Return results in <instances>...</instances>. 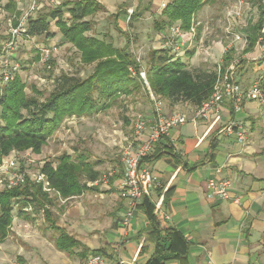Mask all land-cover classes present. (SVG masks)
Listing matches in <instances>:
<instances>
[{"label": "crops", "instance_id": "obj_1", "mask_svg": "<svg viewBox=\"0 0 264 264\" xmlns=\"http://www.w3.org/2000/svg\"><path fill=\"white\" fill-rule=\"evenodd\" d=\"M96 1L103 7L101 13L117 15L120 28H123L122 18L128 21V10L143 9V14L132 18L130 23L135 26L139 24L134 22L136 19H151L146 46L148 50L160 47L161 38L168 30L155 32L152 23L169 0H135L134 4L129 0ZM216 1L220 0L209 1L202 7L195 15L196 23L204 20L202 15L207 14ZM59 2L62 0H56L55 4ZM198 26L197 46L187 49L194 53L182 59L191 67L210 69L198 62L201 49H210L213 54L203 61L214 59L216 52L221 54L229 44L230 36L222 28L217 42L210 44L206 37L202 45L199 35L202 24ZM262 46L257 44L245 54H252ZM260 49L261 54L251 59L247 57L246 63L236 66L235 78L243 88L257 78L264 84V50ZM258 58L260 61L250 62ZM194 109L181 103L164 105L162 110L165 114L191 115ZM215 115L212 111L197 124L188 121L172 128L156 143L165 154L156 161H145L158 183L150 198L154 204L152 223L159 229L175 228L189 243L185 256L168 259L164 264H264V105L245 101L234 109L231 102L226 101L220 107L219 121L214 122ZM230 119L245 133V141H240L236 134L222 132ZM145 137L146 133L135 140L136 143ZM165 147H172L173 153L167 152ZM123 173L121 163L113 169L107 182L100 179L101 183L87 184L91 188L78 196L56 200L48 207L50 216L47 218L42 210L32 214V221L14 215L9 232L0 243V264H82L94 249L103 251L105 264H145L154 252V245L148 239L151 222L145 211L137 208L130 219L128 234L122 236L121 233L125 204L119 197V187ZM211 178L230 180L228 199L209 196L207 181ZM168 190L167 204L163 205ZM235 198L239 201L234 202ZM53 223L80 242L74 254L55 246L57 233ZM83 248L88 252L84 254Z\"/></svg>", "mask_w": 264, "mask_h": 264}, {"label": "trees", "instance_id": "obj_2", "mask_svg": "<svg viewBox=\"0 0 264 264\" xmlns=\"http://www.w3.org/2000/svg\"><path fill=\"white\" fill-rule=\"evenodd\" d=\"M209 1L212 0H169L160 15L154 17L153 30L160 32L178 25L183 32L194 27L198 33L195 15ZM259 2L258 20L242 31L246 50L264 40V0ZM102 10L96 0H65L52 5L45 13L28 17L25 35L43 36L49 40L56 36L51 29L55 26L62 43L71 45L82 64L93 67L85 78L61 73L54 78L52 89L44 97H40L43 94L34 88H31L34 94H28L26 84L18 73L7 82L0 80V165L3 158L13 152L29 150L40 154L64 119L104 111L120 96L146 88L139 74L142 70L150 90L169 106L185 103L196 108L211 96L217 79L216 69L191 67L169 48L150 49L142 64L129 51L128 44L118 47L105 36L100 38L89 34L92 24L87 18ZM142 10L135 8L129 20L141 16ZM114 18H117L116 14ZM193 53V50L186 51L185 55ZM230 53L228 50L222 57V70L230 64ZM164 149L173 153L172 147ZM164 154L163 148L155 144L144 161H156ZM98 164L82 153L74 156L63 153L40 166L41 173L54 190L52 194L43 191L41 184L28 177L16 186L1 189L0 243L6 238L14 215L32 221V214L42 210L47 218L50 216L48 207L56 200L75 197L90 189L88 182H95L101 177V172L95 168ZM169 191L164 195L163 205L167 204ZM137 208L143 209L151 222L148 239L154 245V252L145 264H164L168 259L186 255L189 243L178 230L173 227L159 229L152 223L154 204L150 199L145 198ZM52 227L57 233L55 246L74 254V249L81 246L80 242L54 223ZM83 252L85 254L88 250L83 248ZM102 252L101 249H94L89 256L102 255Z\"/></svg>", "mask_w": 264, "mask_h": 264}, {"label": "rangeland", "instance_id": "obj_3", "mask_svg": "<svg viewBox=\"0 0 264 264\" xmlns=\"http://www.w3.org/2000/svg\"><path fill=\"white\" fill-rule=\"evenodd\" d=\"M242 1V15L232 22L234 31L240 36V39L235 42H244L245 39L242 31L248 25L255 23L260 15L259 0ZM234 2L236 0L216 1L212 5L211 10L208 8V13L202 15L204 20L198 21V23L202 24L200 29L201 34H199L202 41L206 37H208L207 40H210V44L219 40L222 28L223 31L226 28L224 18L226 7L232 5ZM129 3L134 4L135 0H129ZM29 4L30 0H0V44L4 41L9 27L16 25L21 16L28 12ZM38 6V9L28 12V16L45 13L52 5L50 4V0H39ZM87 19L91 20L92 24V30L89 34L100 38H104L105 36L106 40L112 41L118 47L128 44L129 51L142 64L144 63L149 51L146 44L149 42L147 36L149 30H151V19L144 17L141 20L136 19L134 22H139V24L137 23L133 26V23H130L129 19L126 21L124 17L122 18L123 23H121L123 28L119 27L117 18H114V15L108 16L101 13V11ZM51 29L56 32L55 37L49 40H46L43 36L35 37L34 40L26 39L18 46L13 57V60L19 62L21 65L18 75L26 84V92L30 95L34 94L31 89L34 88L36 92L43 94L40 97L46 96L54 85V78L61 73L85 78L92 71L93 65L82 64L79 61L78 54L71 45L62 43L58 29L55 26H52ZM197 35L198 33L195 28V33L191 40L192 43L185 48L192 49L197 46L199 40ZM228 41H231V37ZM243 42H239L237 45L232 44L230 48H227L221 54L216 52L214 59H208V61L203 60L210 58L213 55L212 52L210 49L204 51L201 49L202 55L198 56V62L210 69H217L223 63V55L230 50L231 61H236L235 65L238 66L244 62L246 63L247 57L251 59V57L261 54L260 48L264 50V46H262L264 43H260L259 45L262 47L254 49L255 51L253 50L252 54H245L247 43H244V46ZM49 44H55L56 51L53 52L49 63L41 64L38 48L39 46ZM204 44L205 41H203L202 45ZM258 61H260L259 58L250 62ZM147 91L146 88H143L132 94L122 95L111 107L104 111H99L89 116L64 119L59 128L48 139L46 145L43 146L40 154H35L28 150L20 153L13 152L9 157L18 162V168L21 171L28 170L30 173H34L40 170V166L45 161L53 160L63 153H68L72 156L82 153L89 160L99 163L95 168L101 172V180L103 176H107L108 178L114 168L116 169L121 166V153L123 149L132 141L136 143L134 136H132V126L135 118L139 114L149 115L152 111ZM160 102L163 109L167 103L162 99ZM26 154H29V158L34 160L33 163L29 165L25 164L26 161L23 156Z\"/></svg>", "mask_w": 264, "mask_h": 264}, {"label": "built area", "instance_id": "obj_4", "mask_svg": "<svg viewBox=\"0 0 264 264\" xmlns=\"http://www.w3.org/2000/svg\"><path fill=\"white\" fill-rule=\"evenodd\" d=\"M39 0H30L28 12L38 9ZM56 0H50L51 5H55ZM243 11V1L236 0L232 5L226 7L224 18L226 21L225 32L231 37V41L223 49V52L230 48L232 43L240 39L233 27L232 22L240 18ZM28 12L24 13L18 23L10 26L4 41L0 44V80L7 82L12 80L14 75L20 70V63L13 60L18 46L26 39L34 40L33 37L25 35V25L28 19ZM133 14V10H128V19ZM195 33V28L190 31L183 32L178 25H172L168 32L161 38L159 48H169L175 56L182 57L187 51L186 46L191 45L192 37ZM259 41L257 44L264 43ZM41 64H46L56 51L55 44L39 46ZM139 61V59L137 58ZM236 62H231L224 70L218 66L217 79L213 86L211 96L204 101L200 106L196 107L191 115L186 113L174 112L165 114L162 110V105L157 96L150 90L146 80L145 72H139L148 92L151 101L152 111L149 115L139 114L133 123L132 130L134 139L146 133V137L139 143L130 142L121 153V163L123 166V179L119 187V197L125 204V212L120 220L122 236L128 234L130 219L133 217L137 206L145 199L151 198V193L157 186V177L154 175L148 164L144 161L153 149V146L162 138L169 134L172 128L178 127L190 121L197 124L198 121L206 119L210 112H214V122L220 120V107L229 101L234 109H238L245 101H256L264 105V84L261 78L255 79L249 87L243 86L235 78ZM222 132L226 135L236 134L240 141H245V133L238 127L233 119L228 120L222 127ZM26 165L33 163L34 160L29 158V154L23 156ZM28 177L31 181L39 183L43 191L51 193L54 190L49 186V183L41 173L37 170L30 173L28 170L21 171L18 168V162L9 156L3 158L0 165V187H13L22 183ZM101 179V178H100ZM89 182L88 184H98L101 180ZM103 182H107V176H103ZM231 182L227 178H211L207 181V190L209 196L218 200H225L230 197ZM1 190V189H0ZM238 198L234 202H238ZM156 207H159L157 204ZM82 264H105V259L102 255L89 256Z\"/></svg>", "mask_w": 264, "mask_h": 264}]
</instances>
